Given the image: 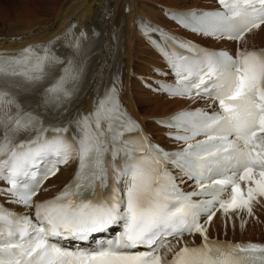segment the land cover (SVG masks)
<instances>
[{
  "label": "snow or ice",
  "instance_id": "obj_1",
  "mask_svg": "<svg viewBox=\"0 0 264 264\" xmlns=\"http://www.w3.org/2000/svg\"><path fill=\"white\" fill-rule=\"evenodd\" d=\"M216 4L173 15L198 35L236 42L234 55L141 28L167 68L155 74L173 80L145 87L205 105L154 121L171 129L172 151L129 113L118 77L90 111L71 110L87 71L85 31L69 27L66 56L55 42L0 54V264H264V243L208 234L218 213L243 230L264 201V49L246 40L264 28V0ZM72 165L58 193L36 199Z\"/></svg>",
  "mask_w": 264,
  "mask_h": 264
},
{
  "label": "bare ground",
  "instance_id": "obj_2",
  "mask_svg": "<svg viewBox=\"0 0 264 264\" xmlns=\"http://www.w3.org/2000/svg\"><path fill=\"white\" fill-rule=\"evenodd\" d=\"M108 3L112 5L114 12V16L107 26L108 40L116 36L117 31L121 30L123 25L126 26L123 31L125 33L124 61L129 73L124 97L130 112L141 121L148 123L153 117L168 115L179 109L196 106V104H189L186 101L170 100L152 95L140 86L138 80L145 78L148 72L159 68L162 62L137 36L135 25L137 18L143 15L156 22L173 26L165 20L169 15V10L173 8L193 9L198 6L212 7L214 6L213 0H153L148 6L141 5L139 0H41V7L38 9L39 15L33 16L37 10L30 9L27 14L31 18L22 22L17 20L19 18L17 17L15 21L20 23H13L14 25L10 28H6L8 30L4 35L0 34V49L20 48L38 40L55 38L64 29L61 27L68 25L71 21H73L72 28L80 30L81 27L90 24L94 18H98L100 9ZM29 4L35 5L36 3ZM126 6L128 12L124 13ZM67 22L68 24H65ZM65 34L60 38L64 39ZM197 40L213 48L231 50L237 48V44L224 40L213 41L205 38ZM246 40L248 48L264 49V28L249 34ZM150 130L155 131L157 140L164 144L168 143L161 137L160 129L155 130L150 127ZM68 167L69 169L61 170L56 177L48 181L46 186L50 188V191L43 196L52 194L68 180L72 168ZM246 219L248 223L241 230L240 220L226 222L225 218L218 213L209 226V237L220 240L264 242L263 205L261 203L256 205L254 218L246 217ZM194 241L198 242V238H195Z\"/></svg>",
  "mask_w": 264,
  "mask_h": 264
},
{
  "label": "rangeland",
  "instance_id": "obj_3",
  "mask_svg": "<svg viewBox=\"0 0 264 264\" xmlns=\"http://www.w3.org/2000/svg\"><path fill=\"white\" fill-rule=\"evenodd\" d=\"M29 3L36 4L31 5ZM40 3L41 0H0V34H5L4 29L8 28V21L10 24H13L17 17H19L17 20H21L22 22L31 18V16L27 14L30 9L33 11L37 10L33 16L39 15L38 9L41 7Z\"/></svg>",
  "mask_w": 264,
  "mask_h": 264
}]
</instances>
